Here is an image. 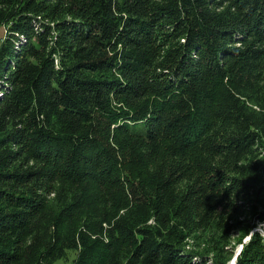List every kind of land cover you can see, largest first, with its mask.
<instances>
[{"label":"trees","instance_id":"16d2710c","mask_svg":"<svg viewBox=\"0 0 264 264\" xmlns=\"http://www.w3.org/2000/svg\"><path fill=\"white\" fill-rule=\"evenodd\" d=\"M1 28L0 264H229L234 233L264 264V0H0Z\"/></svg>","mask_w":264,"mask_h":264},{"label":"rangeland","instance_id":"374dc122","mask_svg":"<svg viewBox=\"0 0 264 264\" xmlns=\"http://www.w3.org/2000/svg\"><path fill=\"white\" fill-rule=\"evenodd\" d=\"M7 28H1L0 29V43L2 41L3 38L6 37L7 35ZM259 228H261V224L259 226ZM249 237H247L245 240H247ZM238 234L237 233H234L232 235V242H231V245H235V256L233 257V259L229 262V264H232L236 258H237V254L241 251L242 247H243V243H239L238 241ZM77 255V252L76 250H69L68 251V254H67V257L65 258H61V259H58L55 264H73V260L74 258L76 257Z\"/></svg>","mask_w":264,"mask_h":264},{"label":"bare ground","instance_id":"6f19581e","mask_svg":"<svg viewBox=\"0 0 264 264\" xmlns=\"http://www.w3.org/2000/svg\"><path fill=\"white\" fill-rule=\"evenodd\" d=\"M234 263H235V262H234ZM234 263H233V264H234Z\"/></svg>","mask_w":264,"mask_h":264},{"label":"water","instance_id":"95a60500","mask_svg":"<svg viewBox=\"0 0 264 264\" xmlns=\"http://www.w3.org/2000/svg\"><path fill=\"white\" fill-rule=\"evenodd\" d=\"M235 262V261H234ZM233 264V263H232Z\"/></svg>","mask_w":264,"mask_h":264},{"label":"clouds","instance_id":"9594fccd","mask_svg":"<svg viewBox=\"0 0 264 264\" xmlns=\"http://www.w3.org/2000/svg\"><path fill=\"white\" fill-rule=\"evenodd\" d=\"M234 263V262H233Z\"/></svg>","mask_w":264,"mask_h":264}]
</instances>
